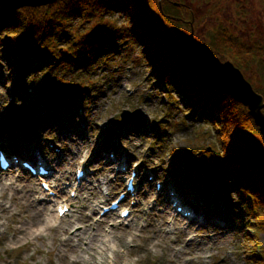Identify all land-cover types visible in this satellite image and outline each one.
<instances>
[{"label":"rangeland","instance_id":"1","mask_svg":"<svg viewBox=\"0 0 264 264\" xmlns=\"http://www.w3.org/2000/svg\"><path fill=\"white\" fill-rule=\"evenodd\" d=\"M182 1L188 5L195 17V20H191L189 25L190 30H187L185 26L180 28L184 34L183 37H187L191 33L195 44L205 43L213 51L210 41L211 33L214 34L217 30L225 28L236 39V42L246 44L253 56L258 55L264 59V51H262L264 49V0ZM215 7L217 10L213 9ZM104 17L106 21L112 20L118 26L120 24L125 26L128 22V16L117 10L109 12ZM73 24L74 26L81 25V20L75 18ZM84 26L89 27L90 25L87 23ZM76 29L80 30V27L77 26ZM144 33L145 31L142 35ZM4 37L7 40L8 34L0 31V46L3 45L2 38ZM122 43L120 45L112 44L111 51L104 56L108 59L102 63L98 61L97 68L90 71L86 80L91 81L92 85L88 82L85 84L80 77L77 78L79 83L82 82L85 87L86 95L82 94L81 99L78 95H74L71 99L75 102L74 105L69 104L68 99L67 103H61L62 106L59 109L50 103L43 107L40 92L31 91L36 83H30L32 78L29 77L27 92L30 94H28V99L12 103L9 101L11 91L16 90L14 81L17 73L16 68L13 69L5 64V60L1 56L5 54L6 50L0 47V139L11 140L9 143L12 144L18 141L21 146L35 145L42 148L44 154L54 164V176L61 169L60 172H63L64 176L68 178H62L58 183L60 187H63V190L57 198L70 196L73 204L69 215H72L74 219L82 213V216H90L92 223L99 219L97 215L99 209L96 208V205L105 199L112 200L119 192L124 191L125 184L119 192L110 196L114 187H118L116 184L118 182L114 177V170L117 167L115 164H111V161L109 162L112 150L115 151L118 145L115 157L124 156L127 158L126 168L130 169L129 172L139 165L142 168V177L139 175L138 182L136 180L137 202L129 197L124 204L130 206L134 203L131 207L136 211L131 214L130 218L137 223L135 231L131 230L126 233L127 229L125 228L129 226L128 222L122 224L116 222L119 225L115 228L113 223H115L117 214L106 218L103 226L104 234L112 231L116 235L124 237L122 244L114 241L118 253L123 254L124 259L134 260L141 257L142 260L139 264H257L260 259H264V229L258 224L261 217L256 219L254 216L248 215L242 201L244 197L242 195L240 197L232 188L230 190L232 191L230 192L231 200L227 201L225 182L228 177L226 175L220 177L214 170L219 165L209 159L210 155L207 152L208 158L203 157V153L199 152L200 146L219 150L225 130L217 132L219 128L208 125L203 121V118H189L192 107L185 106L183 98L173 85L168 84L166 80H161L159 73L155 74L154 65L149 62L150 53L147 52V48L137 40L130 39L129 45L125 42ZM184 56L187 57L186 54ZM248 58L249 56L241 55L242 61L248 60ZM237 69L255 92L264 96V78L259 73L258 63L251 61L248 63V68ZM183 73L193 77L186 71ZM36 79L39 86L40 84L45 86V84L43 85L45 81L43 73H38ZM243 107L246 108V106ZM14 108L20 112L19 116L15 115ZM28 113L29 115H27ZM124 114L127 117L123 119ZM56 124H60V126L54 127ZM38 125H40L39 128ZM64 125H68L69 129L66 130ZM30 129H33L32 132L39 133V139H35V133L28 136L30 139L23 137V132L30 133ZM159 133H163L161 139H159ZM45 140L52 142L57 152L52 148L48 149ZM253 141L259 142L256 138ZM215 143L218 145L214 147ZM101 144L104 149L103 154L98 147ZM175 151L183 152L187 156H183V162L180 165L177 164L176 171L171 172L170 168L173 163L170 155ZM71 154L72 156H68ZM69 157H72L73 161L77 160L72 170L64 167V163ZM83 164L84 168H82ZM187 166L192 169L191 173L201 172L202 183L204 182L202 187H193L187 184L182 186L177 181V175L185 172L184 169ZM81 168L88 178L83 182V185H89V189L95 187L99 182L107 184L103 185L100 194H96L98 198H91L90 192L87 190H81L79 194L74 193V196H72L73 193L69 194L68 185L74 182L75 174L78 170H82ZM180 168L184 169L180 170ZM144 170L153 173H145ZM165 171L172 178V182L179 186V190L197 201L188 202L192 206L202 207L204 215L207 216L206 224L193 223L190 225L194 229L193 236L198 240L202 239L203 246L208 248L202 259L193 255L195 247H187L188 244L184 242L178 231H174L173 238L170 239L165 237L164 232L159 233V227L163 225L164 218L182 220L181 228L187 225V220L183 218L186 211L181 205H177V207L181 206V211L176 212V206L173 207V203L170 208H166L161 201L157 200L156 185L162 183L160 175L164 176ZM151 177L155 178L148 182L146 179ZM49 178L51 181L53 176ZM9 179L14 180L15 185H25L24 191H28L30 187L35 191L29 194V199H25V202L27 201L25 206H22L23 201L19 203H16L15 200L12 201L13 191L10 187L6 190L5 207L10 202L13 206L24 207L23 209L26 211L25 207L28 202L31 203L34 200L33 203L38 207L45 208V216L51 219V216L55 214L56 202L44 200L43 197L36 198V196L54 192L50 189L47 192L40 191V185L35 178L27 172H20L18 167L3 172L2 185L3 183L10 185ZM15 185L13 186L15 187ZM207 189L214 196L210 195L204 198L203 192ZM206 199L208 201H205ZM236 200L240 201L239 205L234 204ZM233 205L238 211L234 217H229L228 210ZM253 212L259 215V211ZM27 214L21 217L25 224L29 219ZM217 215L220 216L218 221L222 220L226 227L220 229L213 223ZM9 217V215L0 212V264H71L74 261L75 255L71 253L66 254V259L57 256L58 248L53 245L49 236L42 241L44 238L36 239L31 237V234L25 237L19 235V239L14 241L13 232L16 227L10 223ZM64 220H72V218L66 217ZM78 222L80 221L74 222L73 225L79 224ZM31 227L33 226H29L28 229ZM163 227L165 228L164 225ZM131 233L132 235L129 236ZM111 236L112 234H109L108 237L112 241ZM154 236L156 238H153ZM212 237L214 238L211 240ZM131 238L136 240L134 244L129 242ZM188 239L186 238V240ZM157 242H160V245L154 246ZM83 247H85L84 244ZM106 254L112 257L110 252ZM80 256L88 258V255L84 253H80ZM94 256L92 264H99V255L94 254ZM184 258L191 260L185 262ZM104 261L102 264H112L108 259Z\"/></svg>","mask_w":264,"mask_h":264},{"label":"trees","instance_id":"2","mask_svg":"<svg viewBox=\"0 0 264 264\" xmlns=\"http://www.w3.org/2000/svg\"><path fill=\"white\" fill-rule=\"evenodd\" d=\"M113 10L128 16L125 26L105 20L104 16ZM75 18L81 20V25H77L80 30L73 24ZM194 18L182 0H60L48 6L15 10L0 4V31L8 34L7 40L2 38L0 47L6 51L1 57L8 67L16 68L17 73L14 101L28 99L29 77L32 78L30 83H36L31 90L40 92L43 106L50 103L56 107L68 99V103L73 104L71 99L74 95L80 98L86 95L85 87L77 78L80 77L85 84L91 83L86 77L97 68L98 61L102 63L108 59L104 56L111 51L112 44L125 42L129 45L130 39L137 40L150 53L148 58L154 65L155 74L159 73L161 80L173 85L185 106L192 107L191 119L203 118L208 125L219 128L217 132L225 130L219 150L200 146L202 151L199 152L205 158L210 155L209 159L219 165L214 170L220 177H228L225 182L227 201L231 200L232 188L244 197L246 213L256 219L261 217L258 224L264 229V141L247 108L220 89L204 83L199 75L191 73L187 57L177 53V46L184 35L180 28L185 26L190 30L189 25ZM87 23L89 27L84 26ZM210 38L213 52L222 63L228 61L235 68L244 69L248 68V63L256 61L264 78V59L256 54L253 56L248 46L236 42L225 28L211 33ZM243 54L249 56L248 60L242 61ZM183 71L193 77L186 76ZM38 73L44 74L45 86L37 84ZM159 134L161 139L163 133ZM254 138L259 142L255 143ZM183 156L187 154L172 152L173 168L183 161ZM184 170L177 175L183 185H204L201 172L191 173L188 166ZM210 195L214 196L208 189L203 192L204 198ZM239 203L237 200L234 202ZM235 207L229 208V217L237 213ZM253 211H259V215ZM257 264H264V259Z\"/></svg>","mask_w":264,"mask_h":264},{"label":"bare ground","instance_id":"3","mask_svg":"<svg viewBox=\"0 0 264 264\" xmlns=\"http://www.w3.org/2000/svg\"><path fill=\"white\" fill-rule=\"evenodd\" d=\"M32 2L33 1H29V3H32ZM192 64L194 65V67H196L194 71L200 74L199 76L201 77V79L203 78L204 81L207 80L210 83L220 84L218 82L221 80L220 76L217 74V72L214 69L204 65V62H202V65L196 64L195 59ZM198 65L200 66L198 67ZM39 126L40 125H38V127ZM58 126H60V124L58 125L56 124L54 127L58 128ZM63 127H65L66 130L69 129L68 125H64ZM32 130L33 129H30V133L27 131H24L23 137H26L27 139V137L30 134L35 133V132H32ZM38 134L39 133H35L34 135L36 140L39 139ZM28 139L30 138L28 137ZM45 143L48 145V146L46 145L48 149L52 148L54 151H56V148L53 146L52 142L45 140ZM8 146L9 145L7 141L0 140V150L8 152V150H6L8 149ZM34 146L35 145H31L30 147L20 146L18 149V153H16L14 157L16 159H19V158L20 159L21 158L33 159V160L41 162L46 167H48L51 170V174L54 178L50 182L51 184H49V187L53 191L56 190L55 192L56 194H58L59 191L63 189V187H60V184L58 183L61 181L62 178L65 179L66 177L64 176L63 172H60L61 169L60 170L57 169L58 170L57 175L54 176L55 171H54V167H53L54 164L52 160L49 159L44 154L42 148L37 147V146L34 147ZM98 147H99V150H102V154H103L104 149H102L103 147L102 144L98 145ZM117 150H118V145L116 146L115 151L112 150L113 156L109 158V162L111 161V164L113 165L115 164V166L117 167L114 170V174H115L114 177H115V181L118 182L116 183L118 187H114L113 191L110 192V196L119 192L120 188L123 187L124 181L127 179L128 176L130 177V172H129L130 169L126 168L127 158L124 156H120L116 158L115 155H116ZM68 156H72V154ZM76 162L77 160L73 161L72 157L71 158L69 157V159H67V161L64 163V167H66L68 170H72V168L75 167ZM172 163H173V159H172ZM84 166L85 165L83 164L82 168H84ZM141 170L142 168L139 167V165L133 168V171L135 172L134 180H137V182L140 176L142 177ZM144 171L145 173L147 172L149 174L153 173L151 171L150 172L146 170ZM84 177L88 179L86 176ZM160 177L162 179V183H160V189L157 190V200L161 201L162 204L165 205L166 208L167 207L170 208L172 203H175L176 205H181L185 209V211L189 213V216H185V217L183 216V218L187 220V225L184 228H181V225H180L182 220L180 219L178 220L174 218H171V220H169L168 218H164L163 225L165 226V228L163 227V225L162 226L160 225L159 233L164 232L166 234L165 237L170 239V238H173L172 235L175 233L174 231H178V233L181 235V238L184 239V242L188 244L187 247H190V246L195 247L193 249V255H195V257L197 258L202 259L203 255L207 252L208 248L203 246L202 239L198 240L193 236L194 229L190 225L193 223L195 224L205 223L206 224L207 216L204 215L205 213L203 212L202 207H199L198 205H193L195 206L193 207L192 204L190 205L188 203V201L193 203L196 200L193 199V197L189 196L188 194H184L181 190H179V186L175 182H172V179L169 178V174L166 171H165V175L164 176L160 175ZM152 178L154 179L155 177H152ZM40 180L42 182H45L43 179H40ZM146 180L150 182V180L148 179ZM2 181H3V173L0 172V185H2ZM83 182L84 181L82 179H80L78 182L75 180V183H73V185L69 184L70 188L68 192L75 190V192L79 194L81 190H87L88 192H90L91 198L92 197L95 198V197H98L96 196V194H100V187L102 188L103 185H107L106 183L101 184V182H99L97 185H95V187H93L92 189H89L88 188L89 185H83ZM8 183H10V185H6L5 183H3V185L0 187V212L2 214L9 215L10 223L16 227L13 232L14 241H17L19 239L18 237L19 235H22L23 237H25L26 235L31 234V237L36 238V239L42 240V238H44L42 241L45 240V237L49 236L53 245H56V247L58 248L57 256H59L61 259H66L67 253H71L75 255V259L71 264H79L80 262L83 264H92V261L94 260V257H95L94 254L99 255L98 256V258H100L98 262L99 264H102L103 260L106 261L107 259L112 264H139V262L142 260L141 257H137L134 260L124 259L122 257L123 254L118 253V250L116 249L117 246L114 244V241H117L118 244H122V240L124 239V237L121 235L118 236L115 234V232H112V231H108L106 234L103 233L104 232L103 226L106 222V218L114 215L116 211L115 212L108 211L105 214H101L100 212H98L99 214L98 213L97 214L100 215L99 219L96 220L94 223H92L91 217L86 216V215L82 216V213H80L74 219L72 215H67V214H65L63 217H58L56 208H55L54 209L55 214L51 216V219H48L45 216L46 215L45 208L42 206L38 207L35 203H33L34 200L31 203L28 202L27 206L25 207L27 208V210L24 211L23 209L24 207L22 206L23 205L25 206L27 202V201L25 202V199H29L30 197L29 194H31L32 191H35L32 189V187H30L28 191H24L25 185L23 184L15 185V181L10 180V179ZM186 184L187 183H185V186ZM13 185H15V187ZM181 185L184 186L183 183H181ZM10 187L13 191L12 201L15 200L16 203L23 201L24 203L22 202V206H17V205L13 206L12 203L9 202V205L5 207L4 198L6 197V190L10 189ZM126 194L130 195L129 192H126ZM136 194L137 192L135 191L133 194V197ZM39 197H43L44 200L45 199L51 200V201L54 200L56 204L61 203L62 207L66 206L70 208L73 204V201L70 199V197L66 198V196H62V198H59L60 201H58L57 199H52L48 197L47 195H44V196L37 195L36 196V198H39ZM108 204H109L108 199H105V201L100 202V204H97V206L102 209V207H108V206H105ZM135 211H136L135 209H131L132 213H134ZM25 214H27L29 218L27 224L23 223L22 218H21L22 215L24 217ZM119 214H118V218H120ZM66 217H71L72 220H67V221L64 220L66 219ZM219 217L220 216L218 215L216 216V218L214 217L217 221L213 219L215 220V222L213 223H215V225L218 226V228L222 229L226 227V224L222 222V220L218 221ZM77 221H80L78 222L79 224L73 225V223ZM119 221H120L119 219L116 220V222H119ZM127 222L129 226L125 228L127 229L126 233L130 232L131 230L135 231V227L137 226L136 225L137 223L133 221V219H129ZM28 225L33 226V227L28 229L29 227ZM114 226L115 228H117L118 225L114 223ZM109 234H112L111 236L112 241H111V238L108 237ZM131 235L132 233L129 234V236ZM153 238H156V236H154ZM186 238H189V239L186 240ZM213 238L214 237H212L211 240ZM135 241L136 240L134 238H131L129 240L131 244H134ZM83 244L85 245V247H83ZM159 245H160V242H157L154 246H159ZM169 250L171 249L169 248ZM107 252H110L112 254V257L106 254ZM80 253L87 254L88 258H85V256H80ZM189 260L191 259L190 258H188V260L185 258L183 259V261L185 262H189Z\"/></svg>","mask_w":264,"mask_h":264},{"label":"water","instance_id":"4","mask_svg":"<svg viewBox=\"0 0 264 264\" xmlns=\"http://www.w3.org/2000/svg\"><path fill=\"white\" fill-rule=\"evenodd\" d=\"M29 1L33 2L29 3ZM57 1L60 0H0V4L6 8L15 10L26 7L35 8L48 6ZM177 53L180 55H187L191 65V71L197 75L200 74L194 71V69H196L192 64L194 59L196 64L202 65V62H204V65L217 72L221 79L218 81L220 84L210 83L207 80L204 81L202 78L203 82L212 86H218L216 87L217 89L228 94L236 102L246 106L248 115L259 128V134L264 141V114L262 113L264 109L263 96L253 90L252 86L244 79L242 73L228 61L221 63L212 50L204 43L195 44V40L192 38L191 33L180 40L177 46ZM200 65H198V67ZM16 113L15 115L17 116L18 113ZM124 117H127V115L124 114L123 119Z\"/></svg>","mask_w":264,"mask_h":264},{"label":"flooded vegetation","instance_id":"5","mask_svg":"<svg viewBox=\"0 0 264 264\" xmlns=\"http://www.w3.org/2000/svg\"><path fill=\"white\" fill-rule=\"evenodd\" d=\"M240 43V42H239ZM264 97V96H263Z\"/></svg>","mask_w":264,"mask_h":264}]
</instances>
